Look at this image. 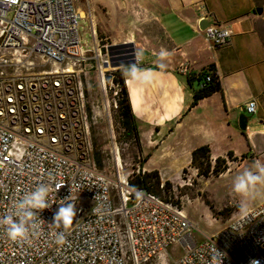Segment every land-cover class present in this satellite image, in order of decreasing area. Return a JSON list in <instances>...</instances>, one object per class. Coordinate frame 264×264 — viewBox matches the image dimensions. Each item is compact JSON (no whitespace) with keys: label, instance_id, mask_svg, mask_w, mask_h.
<instances>
[{"label":"built area","instance_id":"obj_1","mask_svg":"<svg viewBox=\"0 0 264 264\" xmlns=\"http://www.w3.org/2000/svg\"><path fill=\"white\" fill-rule=\"evenodd\" d=\"M75 3L0 0V215L41 182L52 186L56 200L40 213L46 224L61 200L77 210L64 245L55 243L47 225L31 245L0 234V264H152L175 244L182 255L161 264H264V202L196 244L177 204L132 188L128 176L112 182L96 168L93 121L73 69L94 56L81 51L83 18ZM203 32L213 48L230 42L228 28L208 25ZM135 53L133 63L140 65ZM32 57L50 69L32 71ZM214 78L207 74L205 83ZM245 110L255 114V100Z\"/></svg>","mask_w":264,"mask_h":264},{"label":"crops","instance_id":"obj_2","mask_svg":"<svg viewBox=\"0 0 264 264\" xmlns=\"http://www.w3.org/2000/svg\"><path fill=\"white\" fill-rule=\"evenodd\" d=\"M132 3L143 12L142 41H129L142 53L139 67L151 71L133 80L124 70L130 106L136 120L145 123L146 146H161L172 136L177 140V150L168 164L148 169L142 155V172L155 170L162 182L175 183L190 165L192 151L204 145L210 148L213 161L232 154L227 171L218 178L234 169L251 168L249 161L252 165L257 160L264 163L261 0L259 4L255 0H129L126 7L131 8ZM257 8L263 9L261 15ZM206 20L210 26L230 30L229 44L213 48L206 41L199 28ZM161 49L171 54L163 66L158 61ZM181 68L187 71L180 73ZM210 73L216 76L220 89L193 105L197 79ZM252 99L256 113L248 114L245 105ZM242 113L252 116L245 131L238 126Z\"/></svg>","mask_w":264,"mask_h":264},{"label":"rangeland","instance_id":"obj_3","mask_svg":"<svg viewBox=\"0 0 264 264\" xmlns=\"http://www.w3.org/2000/svg\"><path fill=\"white\" fill-rule=\"evenodd\" d=\"M128 1L76 0L75 3L83 18L80 21L81 51L91 52L94 59L73 69L82 84L86 107L93 121L91 138L93 151L98 156V163L94 157L95 166L112 182H117L120 176H128L130 179L140 172L143 157L148 161L146 168L151 169L153 166L168 164L175 149L177 150L176 136L166 138L161 146H157L158 144L146 146L145 123L141 119L136 120L134 114L138 142L133 136L128 135L119 123L117 108L114 106L116 100L114 92L118 88L110 84V74L113 70L108 64L104 50L109 45L132 43L137 51L135 43L129 39L136 38L137 41L138 38L142 41V9L133 3L131 8H127ZM261 7H264V0H261ZM95 46L99 49L98 58H95ZM31 61L32 71L50 69L49 66H42V61L38 57H32ZM247 117L252 118L250 115ZM167 148L169 150L165 151ZM248 165L251 167L252 163L249 161ZM232 166L234 165L231 164ZM245 169L248 168L234 169L225 177L205 180L197 178L196 171L188 166L182 171L178 181L171 183V198L190 222L188 233L194 243L199 244L207 238H214L227 223L264 202V195L258 196L241 211V198L231 189L234 177ZM182 253V246L175 244L165 252L164 258L152 264L177 259Z\"/></svg>","mask_w":264,"mask_h":264},{"label":"clouds","instance_id":"obj_4","mask_svg":"<svg viewBox=\"0 0 264 264\" xmlns=\"http://www.w3.org/2000/svg\"><path fill=\"white\" fill-rule=\"evenodd\" d=\"M142 53L137 51L135 56L139 61ZM171 54L166 49L158 53V61L163 66V61ZM151 69H143L138 63H133L125 69L127 78L137 80L144 73ZM232 192L241 198L240 208L244 211L251 200L264 195V163L257 160L251 168L245 169L236 175L232 181ZM52 186L49 183L41 182L13 202L10 214L0 215V234L15 244L31 245L47 225L50 235L54 237L57 245L66 243V234L73 226L77 216L76 205L68 200H61L57 212L53 216V222L46 224L40 218V213L50 209L56 203L55 196L51 194ZM59 230V231H57ZM251 264H259V261H252Z\"/></svg>","mask_w":264,"mask_h":264},{"label":"trees","instance_id":"obj_5","mask_svg":"<svg viewBox=\"0 0 264 264\" xmlns=\"http://www.w3.org/2000/svg\"><path fill=\"white\" fill-rule=\"evenodd\" d=\"M257 4L260 0H255ZM261 7V4H259ZM135 48L132 43H122L109 45L104 50V54L108 58V64L111 66L113 72L110 74V79L114 86L118 88L116 97V108L119 123L122 129L128 134L133 136L135 141L138 140V134L134 124L133 112L130 106V101L126 89L124 70L127 66L133 64V54ZM203 79L198 78V89L193 95L192 104L195 105L204 97L220 89L217 78L212 79L211 82L205 83ZM191 80L188 79V82ZM93 157L96 158L98 163V156L93 151ZM232 154L228 153L227 158H216L214 161L211 159L210 148L207 145L200 146L194 149L191 153V160L189 167L196 171V177L208 180L210 178L218 177L225 173L228 169V161H231ZM144 160V159H143ZM129 184L134 189L145 190L158 195L165 201L173 202L171 198L172 188L169 181L161 182L157 171L151 172H138L129 179Z\"/></svg>","mask_w":264,"mask_h":264},{"label":"water","instance_id":"obj_6","mask_svg":"<svg viewBox=\"0 0 264 264\" xmlns=\"http://www.w3.org/2000/svg\"><path fill=\"white\" fill-rule=\"evenodd\" d=\"M256 12H257L258 15H261L262 12H263V9H262V8H257V9H256ZM208 25H209V23H208V21L206 20V21L201 22V23L199 24V28H200L201 30H204L205 28L208 27ZM247 124H248V117H247L244 113L240 114V115H239V118H238V126H239V129H240L241 131H245V130H246V127H247Z\"/></svg>","mask_w":264,"mask_h":264},{"label":"bare ground","instance_id":"obj_7","mask_svg":"<svg viewBox=\"0 0 264 264\" xmlns=\"http://www.w3.org/2000/svg\"><path fill=\"white\" fill-rule=\"evenodd\" d=\"M82 16V15H81Z\"/></svg>","mask_w":264,"mask_h":264}]
</instances>
